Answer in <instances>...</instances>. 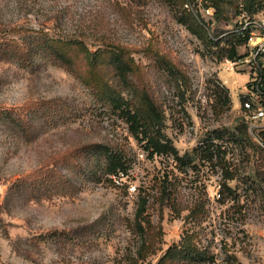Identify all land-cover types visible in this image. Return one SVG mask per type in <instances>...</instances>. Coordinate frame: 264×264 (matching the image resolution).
Returning <instances> with one entry per match:
<instances>
[{
    "label": "rangeland",
    "instance_id": "1",
    "mask_svg": "<svg viewBox=\"0 0 264 264\" xmlns=\"http://www.w3.org/2000/svg\"><path fill=\"white\" fill-rule=\"evenodd\" d=\"M185 4L0 0V40L23 38L25 28L30 35L83 41L92 51L124 49L165 112V134L184 155L200 150L214 130L232 131L246 122L242 96L251 77L246 65L229 70L224 55L234 40L230 30L249 15H235L232 8L229 20L219 19L203 1L189 3L196 23L219 42L207 44L181 23ZM238 48L248 53L245 44ZM159 58L171 63L174 74L159 67ZM218 88L228 90V104ZM263 129L249 132L259 144ZM94 144L123 150L127 175L113 183L94 181L86 162ZM215 144L225 148L219 156L202 161L198 154L183 168L171 158L149 157L126 120L75 73L47 57L23 65L0 56V264H157L189 229L219 264L225 253L242 264H264V152L243 149L230 137ZM224 168L234 174L228 181L233 199L220 202ZM164 185L173 205L161 204ZM146 197L147 209L137 219ZM203 203L198 222L190 209ZM138 222L146 224V245Z\"/></svg>",
    "mask_w": 264,
    "mask_h": 264
},
{
    "label": "trees",
    "instance_id": "2",
    "mask_svg": "<svg viewBox=\"0 0 264 264\" xmlns=\"http://www.w3.org/2000/svg\"><path fill=\"white\" fill-rule=\"evenodd\" d=\"M187 1V2H186ZM189 1V2H188ZM196 0H183V3L189 5L185 8L183 16L180 17L181 23L188 24L191 31L201 37L206 38L207 44H219L214 41V36L209 33L202 25L196 23L192 14V6L189 4ZM206 7H212L215 11V17L229 20L228 9L233 8L235 15L245 11L249 16L255 17L264 11V0H202ZM191 8V9H190ZM188 9H190L188 11ZM187 11V12H186ZM191 21L195 25H191ZM26 35L23 38L15 36H3L0 40V56L14 58L18 63L28 65L37 57H47L49 60L63 67L65 70L75 73L82 82L91 88L93 93L102 100L107 107L118 112L120 117L129 124L130 132L142 143V147L149 157L164 156L178 162L180 168L193 165L198 154L202 161H212L214 156H219L225 148L223 145L215 144V141L221 142L230 137L235 144L243 149L251 148L264 152V129L260 132V142L257 143L249 134L248 120L241 127H236L232 131L214 130L211 139L205 140L202 147L193 152H186L180 155L173 142L165 134V112L160 109L149 92V87L145 86L143 74L140 67L136 65L133 58L122 48L115 50L92 51L83 41L54 37L46 33H37L30 35L31 30L22 29ZM233 34L234 40H231L230 48L226 50V55L230 60L237 61L244 58L247 54H240L239 46L245 44V38L241 35ZM160 58L162 56H159ZM159 67H163L169 73L174 74L173 67L169 61L160 60ZM264 58L261 60L263 63ZM85 64L84 70L81 65ZM109 70V72H108ZM250 86L251 84L248 83ZM264 89V82H263ZM219 97H224L225 104L230 102L228 90L218 88ZM264 92V91H263ZM243 101L245 95L242 96ZM242 101V102H243ZM243 109V105H242ZM245 111V109H243ZM246 112V111H245ZM19 123L23 119L19 117ZM21 129L23 124H19ZM86 162L89 164L90 173L96 182H114V179H122L129 170L128 162L124 151L118 147L107 144H94L86 154ZM98 168V170L96 169ZM234 179V174L224 168L223 182L219 192V201L226 202L232 200V187L229 180ZM168 186L164 185L160 189L161 204L166 202L169 205L170 194L167 191ZM149 198L141 199L136 214L140 218L146 211ZM199 208V209H198ZM205 204H195L190 209V215L198 222L204 217L203 211ZM145 223V222H144ZM147 225L150 221L147 220ZM137 228L142 236V244L150 240L147 238L148 230L142 224L137 223ZM198 234L193 230H186L181 240L168 248L157 264H219V259L210 248H201L198 246ZM157 249L153 248L152 253ZM221 264H242L234 254L225 253Z\"/></svg>",
    "mask_w": 264,
    "mask_h": 264
},
{
    "label": "built area",
    "instance_id": "3",
    "mask_svg": "<svg viewBox=\"0 0 264 264\" xmlns=\"http://www.w3.org/2000/svg\"><path fill=\"white\" fill-rule=\"evenodd\" d=\"M230 33L242 35L249 49L244 58L237 61L227 60V64L232 71L240 64L250 68L251 85L247 87L242 105L246 111L249 132L253 133L256 128L264 127V64L261 63L264 58V16L242 15Z\"/></svg>",
    "mask_w": 264,
    "mask_h": 264
}]
</instances>
